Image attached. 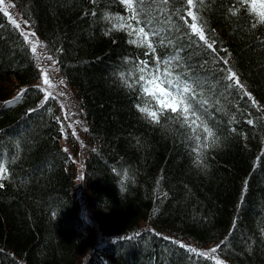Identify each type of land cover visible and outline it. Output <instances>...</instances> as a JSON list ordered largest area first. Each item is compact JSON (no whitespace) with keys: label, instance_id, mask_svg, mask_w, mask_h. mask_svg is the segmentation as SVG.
Instances as JSON below:
<instances>
[{"label":"trees","instance_id":"obj_1","mask_svg":"<svg viewBox=\"0 0 264 264\" xmlns=\"http://www.w3.org/2000/svg\"><path fill=\"white\" fill-rule=\"evenodd\" d=\"M11 1L79 100L93 147L86 182L111 237L96 243L80 216L58 104L33 86L41 78L34 54L0 13V161L9 170L0 188V264H215L172 240L201 250L219 245L225 264H264V26L251 29L243 11L231 15L235 0H203L206 31L227 50L213 55L185 35L177 14L185 0H144L143 18L159 31L152 54L105 19L128 15L120 0ZM171 57H178L172 77L192 84V106L215 133L200 167L191 129L175 119L179 109L165 105L151 123L137 108L146 100L161 107L141 90L142 62L158 75L165 66L157 60ZM222 58L255 105L226 87Z\"/></svg>","mask_w":264,"mask_h":264},{"label":"snow or ice","instance_id":"obj_2","mask_svg":"<svg viewBox=\"0 0 264 264\" xmlns=\"http://www.w3.org/2000/svg\"><path fill=\"white\" fill-rule=\"evenodd\" d=\"M95 2L96 0H92V3ZM154 2H158L159 5L166 6L169 3V0H154ZM120 3L125 7L128 15L117 16L114 18L106 16L105 19L110 20V22L111 20L117 21V23H113V28L126 31L127 35L132 37V39L129 40V43L135 44L137 47L147 48L150 53L155 54L156 47L153 38L159 36V31L154 27H150L152 24L151 20L143 18L150 14L143 7L144 0H120ZM185 4L186 7L183 10L178 9L177 14H179L180 19L184 21L186 26L185 35L188 36L189 42L205 48L213 55H215L218 51L226 52V49L218 50L216 48L215 41L209 37V34L206 31L205 24L198 11V6L203 4V0H185ZM12 6L13 5L10 3L6 4V0H0V13L9 17L12 25L19 30L24 43L29 45V50L35 55L38 47L44 48L45 45L35 38V32L24 31V29L21 28L20 23L10 16L8 8ZM160 11L163 12L164 8H160ZM240 11H243L248 16L251 29H257L264 26V0H235V6L230 9V13L231 15L236 16ZM92 15H95V12H93ZM24 23L26 25L28 24L27 21H24ZM160 42L162 44L163 40ZM47 58L49 60L52 59L51 56ZM174 60H178V57H171L163 61L157 60V65L162 63L165 66V71L163 73H159L158 75H154L150 71H147V62H142L143 66L139 67L140 76L138 78V80L142 82L140 84L141 90L145 95L152 96L155 100L160 102L161 107L159 109H154L151 102L146 100L144 101L143 106L137 105V108L138 111L144 115V118L151 123H159V115L160 112L163 111L165 105H167L173 113L177 112V109H179V115L176 116L175 119L181 120L182 117L181 126L187 125L191 129V139L195 144L193 151L196 153L194 162L197 167H200L203 165L204 161V150L216 145L215 133L206 124H204L192 106V96L190 95V93L194 91L192 84L181 81L178 76L172 77L170 66H172ZM222 62L226 66L221 69V71L224 72L222 79L227 82L226 87L241 90L242 95L247 96L248 99L252 101L253 105H255L256 102L253 99L252 94L245 90L237 73L233 68L228 66V59L222 58ZM43 83L49 88L52 87L46 71L43 74ZM60 83L62 84L63 81ZM125 83L127 82L125 81ZM164 85H167V87H163ZM156 88H159V93L154 91ZM39 90L45 93V102L50 96H52V93L49 92L47 88H40ZM25 91L27 90H20L14 100L6 102L7 105L10 107L14 103L18 102L24 95ZM33 111H35V109H33ZM76 123H79V121ZM248 123L252 124L253 121L249 120ZM69 127H71V125H69ZM85 131H87V129H85ZM202 134H206L203 135V142H201ZM73 135H75L74 131ZM64 151L67 150L65 149ZM8 171L9 170L5 166V162L0 161V188H4L5 186L2 181L8 179ZM80 179H83V177L81 176ZM128 179L129 176L127 171H125L121 180L122 190L123 182ZM136 235H139V233H136L133 236L125 237L124 239L132 240ZM163 238L170 239L168 237ZM171 242L178 244L180 248L186 249L188 252L194 253L199 257L212 260L215 264H225L219 256L213 255L218 252V249L220 248L219 245L212 248L210 251H198L196 248L187 246L182 242L175 240H172Z\"/></svg>","mask_w":264,"mask_h":264},{"label":"rangeland","instance_id":"obj_3","mask_svg":"<svg viewBox=\"0 0 264 264\" xmlns=\"http://www.w3.org/2000/svg\"><path fill=\"white\" fill-rule=\"evenodd\" d=\"M8 3L12 4L11 0H6V4ZM8 11L10 16L20 23L21 28L24 29V31L35 32L33 31L30 24L26 25L24 23L25 20L22 19L21 15L14 8V6L9 7ZM35 38L42 42L37 34ZM42 43L44 44V42ZM49 56L51 55L47 52L46 46L44 48L38 47L35 57L37 58V62L40 66L39 69L41 70V80L36 83L35 86L39 88H47L48 91L52 93V96H50L48 99L52 98L56 100V103L58 104V115L62 122L63 131L61 147L63 150H67L64 152L70 155L74 164V187L76 197L78 198L77 205L79 213L82 218L90 222L93 231L96 232V243H98V241L102 243L103 241L109 240L111 236L106 232V230H104L100 219H98L97 211L93 207V197L91 196L89 186H87L86 182L87 161L91 156V151L93 149L92 145L88 141V123L86 119H84L83 111L80 108L79 100L75 92L70 86L66 84L62 75H60L58 65L56 64L54 58L49 60L47 58ZM45 71L47 72L52 85L50 88L43 83V74ZM61 81H63L62 84L60 83ZM77 121H79V123H76ZM69 125H71V127H69ZM85 129H87V131H85ZM73 131L75 132V135H73ZM81 176L83 179H80ZM186 245L196 248L198 251L201 250L197 247V245L193 246V244L189 243ZM214 247L217 246H208V248H204L201 251H210ZM213 255L218 256L217 253Z\"/></svg>","mask_w":264,"mask_h":264},{"label":"bare ground","instance_id":"obj_4","mask_svg":"<svg viewBox=\"0 0 264 264\" xmlns=\"http://www.w3.org/2000/svg\"><path fill=\"white\" fill-rule=\"evenodd\" d=\"M8 18V20H9V17H7ZM10 21V20H9ZM26 21V20H25ZM11 23V22H10ZM12 24V23H11ZM29 24V23H28ZM34 61H35V64H37V66H38V69H39V64H38V62H37V58L35 57V55H34ZM41 70L39 69V72H40ZM41 73V72H40ZM63 139V138H62ZM61 139V140H62ZM61 142V141H60ZM64 151V150H63Z\"/></svg>","mask_w":264,"mask_h":264}]
</instances>
